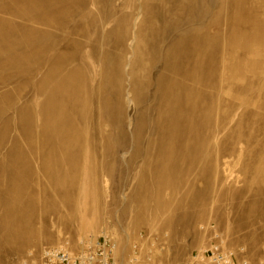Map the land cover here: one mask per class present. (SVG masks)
<instances>
[{
	"label": "rangeland",
	"instance_id": "1",
	"mask_svg": "<svg viewBox=\"0 0 264 264\" xmlns=\"http://www.w3.org/2000/svg\"><path fill=\"white\" fill-rule=\"evenodd\" d=\"M211 227L264 264V0H0V264H182Z\"/></svg>",
	"mask_w": 264,
	"mask_h": 264
},
{
	"label": "built area",
	"instance_id": "2",
	"mask_svg": "<svg viewBox=\"0 0 264 264\" xmlns=\"http://www.w3.org/2000/svg\"><path fill=\"white\" fill-rule=\"evenodd\" d=\"M212 241L201 250L192 251L182 264H252L242 254V249L227 247L221 235L211 227ZM139 234V238H142ZM117 244L108 234L99 237L81 239L72 250L67 241L55 247L42 249L37 255L28 253L22 264H118L115 258ZM142 245L134 242L130 246V255L126 264H138ZM138 259V260H137ZM149 263V258H147Z\"/></svg>",
	"mask_w": 264,
	"mask_h": 264
},
{
	"label": "bare ground",
	"instance_id": "3",
	"mask_svg": "<svg viewBox=\"0 0 264 264\" xmlns=\"http://www.w3.org/2000/svg\"><path fill=\"white\" fill-rule=\"evenodd\" d=\"M160 87H161V85H160ZM161 89V92L163 93V99L165 100V102H166V105L164 104V106H165V109H166V111H170V113H171V115H174L175 113H179L180 115H183L184 116V118L186 119V117H187V115H188V113H189V110H188V108L186 107V105H187V103H188V101H189V96H188V94H187V92H188V90H189V88H188V86L186 85V84H182L181 85V94H179V99H181V101H183V103H184V106H183V108L182 109H178L177 111H174L170 106H169V104H168V102H169V97H170V93L169 92H167V91H163V87H161L160 88ZM131 102V101H130ZM160 119H163L164 120V117H161ZM171 125H167V127L169 128ZM163 128V125H162V127H161V129ZM163 135V134H162ZM51 188H52V190H53V192L54 193H52V194H49V192L47 191V190H42L41 191V194H42V196L45 198V203L43 204V206L44 207H48V206H54V203H53V201H55V199H56V197L58 196V198H60V199H64V200H67V197L69 198V195L68 194H61V192L58 190V188H56V187H54V186H51ZM74 191V189H72V191L71 192H73ZM77 191V190H76ZM53 197H52V196ZM36 205H35V202H34V200H32L31 199V197H30V201H29V203H28V208H27V211H30V212H33V208L35 207ZM22 209H20L19 211H21ZM15 212H17V207H16V209L14 210V213ZM48 213H47V211H45V212H43L42 213V216L44 215H47ZM39 218V217H38ZM20 222V220L19 219H13V223H19ZM138 260V259H137ZM128 264V263H127Z\"/></svg>",
	"mask_w": 264,
	"mask_h": 264
}]
</instances>
